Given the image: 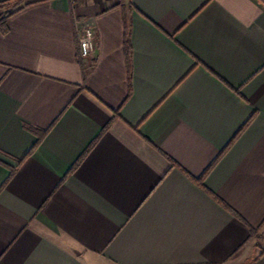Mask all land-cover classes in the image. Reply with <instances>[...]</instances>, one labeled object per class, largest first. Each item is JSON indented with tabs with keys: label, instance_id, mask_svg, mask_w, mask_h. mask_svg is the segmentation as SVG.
<instances>
[{
	"label": "crops",
	"instance_id": "1",
	"mask_svg": "<svg viewBox=\"0 0 264 264\" xmlns=\"http://www.w3.org/2000/svg\"><path fill=\"white\" fill-rule=\"evenodd\" d=\"M0 264H264V0L0 23Z\"/></svg>",
	"mask_w": 264,
	"mask_h": 264
},
{
	"label": "built area",
	"instance_id": "2",
	"mask_svg": "<svg viewBox=\"0 0 264 264\" xmlns=\"http://www.w3.org/2000/svg\"><path fill=\"white\" fill-rule=\"evenodd\" d=\"M80 0H72L74 4L78 3ZM97 44V36L95 29L88 25L84 28L83 34L80 38V48L81 56L86 59L88 58L95 50Z\"/></svg>",
	"mask_w": 264,
	"mask_h": 264
},
{
	"label": "trees",
	"instance_id": "3",
	"mask_svg": "<svg viewBox=\"0 0 264 264\" xmlns=\"http://www.w3.org/2000/svg\"><path fill=\"white\" fill-rule=\"evenodd\" d=\"M37 0H7L0 2V9H4L0 13V23H5L12 15L17 13L22 8L36 3ZM252 233H255L254 231Z\"/></svg>",
	"mask_w": 264,
	"mask_h": 264
},
{
	"label": "rangeland",
	"instance_id": "4",
	"mask_svg": "<svg viewBox=\"0 0 264 264\" xmlns=\"http://www.w3.org/2000/svg\"><path fill=\"white\" fill-rule=\"evenodd\" d=\"M3 11H5L4 9L2 10V9H0V13H2Z\"/></svg>",
	"mask_w": 264,
	"mask_h": 264
}]
</instances>
